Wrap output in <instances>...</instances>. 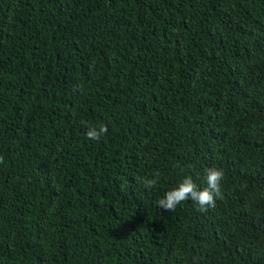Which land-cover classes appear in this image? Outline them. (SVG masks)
Here are the masks:
<instances>
[{"label": "trees", "instance_id": "trees-1", "mask_svg": "<svg viewBox=\"0 0 264 264\" xmlns=\"http://www.w3.org/2000/svg\"><path fill=\"white\" fill-rule=\"evenodd\" d=\"M0 157V264H264V0H0Z\"/></svg>", "mask_w": 264, "mask_h": 264}, {"label": "clouds", "instance_id": "clouds-1", "mask_svg": "<svg viewBox=\"0 0 264 264\" xmlns=\"http://www.w3.org/2000/svg\"><path fill=\"white\" fill-rule=\"evenodd\" d=\"M108 131L106 125L99 128L90 127L86 132V137L91 140H99ZM0 163L3 158L0 157ZM224 179V172L219 168H208L205 171L204 180L206 187L199 189L190 176H186L171 190L157 201V206L163 211L171 212L184 201L191 200L201 212L208 208L215 207V199L221 194V182ZM158 182V173L152 179H144L143 184L146 188H153Z\"/></svg>", "mask_w": 264, "mask_h": 264}]
</instances>
